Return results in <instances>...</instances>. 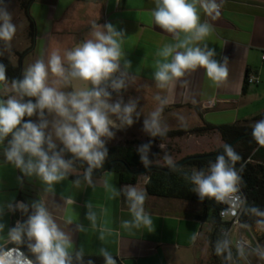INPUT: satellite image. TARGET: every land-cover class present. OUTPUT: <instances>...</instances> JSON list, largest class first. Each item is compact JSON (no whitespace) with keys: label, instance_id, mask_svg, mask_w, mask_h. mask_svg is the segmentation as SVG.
I'll list each match as a JSON object with an SVG mask.
<instances>
[{"label":"crops","instance_id":"obj_1","mask_svg":"<svg viewBox=\"0 0 264 264\" xmlns=\"http://www.w3.org/2000/svg\"><path fill=\"white\" fill-rule=\"evenodd\" d=\"M221 5L218 16H209L201 10V21L208 22L213 32L205 41L216 52L217 61L227 58L228 77L219 86L206 76L204 69L187 73L165 89L156 86L153 79L156 53L163 45L174 43L171 34L164 32L152 19L155 0H4L11 13L16 32L10 45L0 42V59L19 66L21 72L39 58L47 60L52 51L61 54L90 38L92 24L111 23L125 38L122 50L131 62L130 72L135 84L121 95L124 102L139 100V119L130 127L114 129V138L106 147L132 145L138 149L151 141V166H166L165 154L176 163L189 156L213 153L220 139L217 134L189 136L165 141L150 137L143 130V118L160 106L157 95L166 100L162 106L161 123L166 132L192 129L204 122L214 125L253 124L264 119V0H217ZM26 7V12L24 11ZM35 29L33 45L28 39L29 24ZM23 54L20 58L19 55ZM248 75L259 80L258 85L247 84ZM64 91L70 89L65 88ZM0 98H6L0 84ZM113 101L114 98H113ZM203 141H206L204 144ZM222 141V140H221ZM7 142V141H6ZM5 142V143H6ZM163 145V147H160ZM73 177L74 174L71 173ZM76 175V174H75ZM80 178V177H75ZM66 178L46 192L36 177H25L13 165L5 162L0 146V205L44 201L60 228L73 239V250L83 248L85 255L100 256L106 248L117 264H209L211 261L210 232L204 231L203 205L198 202L154 197L147 194L144 207L151 216V228L126 230L122 221L131 220L123 195L110 198L105 181L117 191L121 185L116 173L92 177L94 187L84 180L79 185ZM148 176L140 175L135 185L146 191ZM71 198L74 203H68ZM90 201L97 214L96 227L86 219V203ZM106 209V211H104ZM19 210L4 208L0 223L5 224L4 235L22 222ZM71 217L73 223H66ZM82 224L84 231H77ZM103 234L104 239L99 237ZM9 247L12 244L8 245Z\"/></svg>","mask_w":264,"mask_h":264},{"label":"clouds","instance_id":"obj_2","mask_svg":"<svg viewBox=\"0 0 264 264\" xmlns=\"http://www.w3.org/2000/svg\"><path fill=\"white\" fill-rule=\"evenodd\" d=\"M220 3L217 0H155L152 19L161 30L172 35L174 43L163 45L156 53L153 79L156 86L165 89L187 73L204 69L207 78L216 86L228 77L227 58L223 63L215 59L216 52L207 43L201 42L211 35L213 27L201 21V10L209 16H218ZM16 32L4 0H0V42L10 45ZM123 31L111 23L92 24L90 38L65 50L52 51L47 60L37 59L22 71V77L8 83L7 69L0 63V84L4 85L6 98H0V146L5 162L13 165L25 177H36L53 192L54 186L75 171L79 161L86 164L84 181L94 187V170L103 167L108 158L106 142L115 136L114 129L122 130L139 119V100L129 98L113 101L112 93L119 95L135 84L136 77L130 72L131 62L125 58L122 43ZM68 88L69 91L63 89ZM27 98V99H26ZM160 106L143 118V130L150 137L164 136L166 127L161 123L162 106L166 100L155 97ZM37 117L36 121L25 117ZM251 135L260 147H264V119L256 121ZM7 141V142H6ZM6 142V143H5ZM151 141L142 144L137 151L141 163L149 168L152 160L149 152ZM163 147V145H160ZM70 154V158H66ZM166 166L180 171L176 161L165 154ZM240 160L234 148L225 143L207 169H193L183 173L190 182L192 191L203 201L205 198L218 202L235 201L241 176L235 168ZM80 180L74 183L80 184ZM110 198L123 195L128 204L131 220L122 221L126 230L151 228L153 221L144 204L147 192L133 185L119 191L105 181ZM68 203H74L71 198ZM9 212L19 210L27 218L17 221L4 235L5 224L0 223V264H85L83 248L73 250L72 237L63 231L44 201L31 204L23 202L0 205V216L4 208ZM86 219L96 227L97 214L93 204L85 205ZM106 211V209L104 210ZM247 211L264 217V211L252 207ZM66 223L72 224L69 217ZM257 223L264 226V219ZM77 231H84L82 224ZM104 239L103 234L99 237ZM12 244L13 247L8 245ZM231 241L225 236L216 243L218 254L228 253L231 259ZM27 248V254L22 251ZM244 256V249L239 247ZM104 264H117L112 254L104 247L98 253ZM264 257V252H259ZM87 264H94L89 259Z\"/></svg>","mask_w":264,"mask_h":264},{"label":"trees","instance_id":"obj_3","mask_svg":"<svg viewBox=\"0 0 264 264\" xmlns=\"http://www.w3.org/2000/svg\"><path fill=\"white\" fill-rule=\"evenodd\" d=\"M26 12V7H24ZM35 37L34 24L30 22L28 29V39L30 45H33ZM23 54H20L21 58ZM0 63H3L7 69L8 83L10 84L12 79H17L20 72L19 66H14L10 61L6 59H0ZM22 77V75H21ZM20 77V78H21ZM27 99V98H26ZM28 117H25V120ZM37 117L35 116L34 119ZM33 119V120H34ZM252 132V127L247 124H231L214 126L206 122L202 126L194 127L192 129H182L177 131L166 132L164 136H157L154 139L158 141H165L166 139L189 137V136H205L211 134H217L222 139L223 143H231L236 138L243 134ZM223 146L214 151L221 150ZM234 150L239 154L240 160L235 162V168L241 176V186L247 198V204L245 211L241 217V223L244 227L250 228L254 222L264 219V217H258L251 212L247 211L252 207L259 208L264 211V149L260 147L253 137H246L239 141L234 147ZM108 158L103 166L113 160L124 161L130 169L138 171L143 168L137 148L132 145L107 147ZM66 158H70V154H67ZM216 158V157H215ZM215 158L206 160H194L186 163L180 171L174 173H163L160 171H148L143 175L148 176L146 183V192L150 196L179 199L184 201L198 202L203 205V215L199 220L203 222H209L213 228L210 234V248L212 253V262L210 264H228L226 252L218 254L216 252V243L223 238L221 235V227L223 223L219 217L220 205L215 199L205 198L201 201L198 196L192 191L193 185L185 180L183 173L191 174L193 169H207L210 162H214ZM178 164V163H177ZM87 167L86 164L77 162L75 165V171H80L81 174L75 175V177H83L84 170ZM161 167V166H160ZM163 167V166H162ZM163 168H168L164 166ZM99 169L94 170L96 172ZM108 171L117 174L121 185H135L138 181L137 175L129 174L123 164L116 163L112 165ZM26 216L22 215V222L26 220ZM264 229V226H262ZM264 237V235H263ZM14 246V245H12ZM11 246V247H12ZM27 254V248L22 247ZM237 257V256H236ZM91 259L94 264H104L103 257L101 256H84L85 264L87 260ZM235 264H240L238 261Z\"/></svg>","mask_w":264,"mask_h":264},{"label":"built area","instance_id":"obj_4","mask_svg":"<svg viewBox=\"0 0 264 264\" xmlns=\"http://www.w3.org/2000/svg\"><path fill=\"white\" fill-rule=\"evenodd\" d=\"M116 1L118 3L121 0H116ZM262 59L264 60V53L262 55ZM246 82H247V84H250V85H258L260 83V80L254 75H248L246 78ZM112 97L114 98V100H118L121 98L123 99L121 93L119 95H117L116 93L113 92ZM238 188H239L238 192L234 194V196L239 198L238 200L223 201V202H218L216 200L217 203L220 205L219 217L221 219V222L223 223V226L221 227V235L223 236V238L226 236L229 239L230 233L234 227L239 228V231L242 227L244 229L248 230L241 223V217H242V215L245 211V208H246L247 198H246V195L242 189L241 184H239ZM18 221H20V220H18ZM16 222L14 223V226H15ZM251 238H252V236H251ZM240 246L243 247L244 251H245V249L249 248V249H252V251L259 253L258 248H252L243 239L242 232H240L239 237L237 238L235 245L230 246L231 259L227 258L228 264H235L237 262L236 256L238 257L240 255L239 250H238ZM22 251H24V250L22 249ZM226 255L228 256L227 252H226ZM243 257H245V254Z\"/></svg>","mask_w":264,"mask_h":264},{"label":"rangeland","instance_id":"obj_5","mask_svg":"<svg viewBox=\"0 0 264 264\" xmlns=\"http://www.w3.org/2000/svg\"><path fill=\"white\" fill-rule=\"evenodd\" d=\"M0 53L3 55V53L0 51ZM36 119H34L33 121H36ZM218 140L217 147H222L224 145L223 141H221L220 139H214L213 141L216 142ZM206 141H203L202 143L204 144ZM72 174H76L79 175L81 174L80 171H74L72 172ZM209 229V232L211 234L213 228L211 227L209 222H205L204 223V231L206 232V230ZM248 230L244 229L243 227L240 229L237 227H234L230 233L229 236V240L231 241V245L234 246L236 243L237 238L239 237L240 232H242L243 237L247 240L248 244L252 247V248H258L259 252H264V229L261 225H259L256 222H254V224L252 225V227L247 228ZM250 233V234H249ZM252 238H251V236ZM245 257L239 255L238 257H236L237 261L240 264H264V257H261L259 255V253L252 251V249H245L244 251ZM249 260V262L247 261V259ZM212 262V253H211V261ZM209 263V264H210Z\"/></svg>","mask_w":264,"mask_h":264},{"label":"water","instance_id":"obj_6","mask_svg":"<svg viewBox=\"0 0 264 264\" xmlns=\"http://www.w3.org/2000/svg\"><path fill=\"white\" fill-rule=\"evenodd\" d=\"M21 75H22V72H21V69H20V72H19V75L17 76V79H19L21 77ZM34 117L35 116H33L31 118H27L26 120H28V119L33 120ZM246 137H252L251 132L241 135L240 137L236 138L231 143H229V145H231L232 147H234L239 141H241L242 139H244ZM263 149H264V147H263ZM221 152H223V148L221 150L217 151V152H213V153H209V154L189 156V157L184 158L183 160H181L177 165L181 169L186 163H188L190 161H194V160H206V159L215 158ZM116 163L123 164L124 167L126 168V170L129 172V174L137 175V176L143 175L144 173H146L148 171H160V172H163V173H166V174L176 172V171L170 170L169 168H163V167H160V166H150L149 168H143V169L138 170V171H133L132 169H130V167L124 161H121V160H113V161L109 162L108 164H106L105 166H103L102 168H100L99 170H97L96 172H93L92 177H96V176H99V175L105 173L106 171H108V169L112 165H114ZM68 178L70 180H77V179L80 180V181L84 180L83 177L75 178L71 174L69 175ZM243 239L247 242V240L244 237H243ZM247 261L249 262L248 259H247Z\"/></svg>","mask_w":264,"mask_h":264}]
</instances>
